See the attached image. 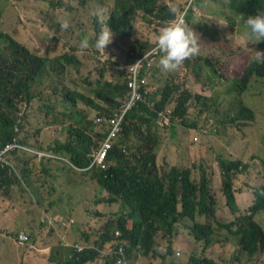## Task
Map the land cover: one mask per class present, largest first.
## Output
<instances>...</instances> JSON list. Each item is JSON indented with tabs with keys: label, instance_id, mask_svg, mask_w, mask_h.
I'll return each mask as SVG.
<instances>
[{
	"label": "trees",
	"instance_id": "16d2710c",
	"mask_svg": "<svg viewBox=\"0 0 264 264\" xmlns=\"http://www.w3.org/2000/svg\"><path fill=\"white\" fill-rule=\"evenodd\" d=\"M210 1L224 3V12L230 19L216 22L213 27H210L209 24L190 22L195 10L199 11V17H201L199 20H204L205 15L201 8L207 5L205 0H196L193 11L188 5L190 0H184L183 3L174 7L165 3L164 0H121V5L114 6L107 24L115 33L131 36L133 34L132 23L125 20V16L127 12L134 9L136 13L142 14V19L147 25L155 24L157 26L155 27L157 33L166 23L177 20L184 14V22L189 28L194 32L201 30L205 35L198 36L199 55L186 60L177 69L178 71L183 67H194L202 63L207 65L208 61H212L214 57L223 59V53L229 55L226 63L232 66L236 61L245 58L252 49L264 50V41L248 43L243 37V18L247 15H255L257 10H264V0ZM16 2L17 23L11 28L0 26V149L7 143L16 142L17 134L14 132V128L18 125L19 103L29 98L31 87L41 84L39 77L29 73L25 67L14 79L11 78V72L30 51L32 41L38 32L49 28V25L44 24L36 25L30 30H21L22 23L32 19L36 11L25 5V0H16ZM208 9H213V6ZM123 11L124 14L120 15ZM100 28L101 26L96 27L97 34ZM208 47L219 48V50L212 55H206ZM62 59L63 57L57 58L58 61ZM157 66L161 67L159 60L151 68L153 77L164 82L157 77L159 72ZM61 67L63 65H53L56 76L60 75ZM174 74V71L165 70L167 84L162 89L155 91L159 97L158 102L161 99L160 104L156 103V111L148 109L140 103L126 116L123 124L125 134L123 131L120 133L121 137L117 139L108 154L107 162L110 165L108 169L92 168L88 171H81L65 162L47 157L39 158L36 153L30 158L34 161V165L40 169L35 172L34 168H30L29 174L35 173L40 176L52 177L60 187L52 204H58L61 211L50 217H45L43 214L45 217L42 219L43 222L40 220V223L46 224L49 219H55L57 222L55 228L66 236L60 246L50 249L51 262L54 261L53 258L63 256L66 260L60 264H118L122 258L120 254L122 243L120 238L115 235V231H117L115 229L118 231L120 229L125 238L129 235L130 248L127 246V239L122 237L123 259L127 264H135V256L138 255L148 256L153 252L156 257V250L161 249L157 245L159 239L166 242V248L157 256V259L147 258L157 260V264H172L169 258L172 256L173 250L186 244L181 239L183 232L176 235V226L186 219L194 220L197 216H206L207 223L202 225L196 222L192 233L195 242L203 244V246H199L202 255L199 258L192 255L187 264H217L213 259L203 257L213 245L221 247V251L229 257L221 264H264V258L259 257L256 251L264 249V230L259 228L260 225H264V187L256 192L254 205L247 209L248 213L246 214H239L236 200H233L231 196L235 180L251 181L254 177L263 175L264 165L258 161V157H264L262 155L264 154V134L259 136L257 145L246 152L250 155L261 153L253 160H241L232 155L228 157L225 155V158L221 154L211 156L209 149H206L207 144H204L203 148L189 146V150L184 152L194 153L198 165L193 161L191 165L181 163L180 168L176 167L177 165L161 168L160 165H157L159 160L157 150L169 151L173 147L176 143L173 140L176 129H168L171 133L169 138L162 133L153 135L142 132V128L146 125L156 124L157 111L167 105L175 106L177 110L175 117H180L182 125L187 127L189 133L194 136L202 126L204 128L208 126L207 120L203 124L204 113L214 114L217 112L212 98L207 99L178 84ZM101 77L104 78V71L101 73ZM113 77L114 80L98 82L97 88L93 91L94 98L73 99L72 103L75 107L79 100L87 106L88 119L82 122V116L73 112L78 121L76 126L70 130V138L65 142H57L55 147L49 149L38 145V149L65 157L79 168L90 165L96 155V152L93 151L99 148L92 149L98 128L104 129L102 140L107 136L104 124L98 122L96 118L100 116L99 118H102L106 123L114 117L117 107L124 99L128 98L129 78H125V73L121 69L113 73ZM251 77L264 79V64L251 62L246 66L242 77L237 81L241 91L245 92ZM159 80L157 83H160ZM151 83L154 86L152 77H147V85L143 90L149 88ZM236 105L237 109L231 123L253 119V112L242 107V102H237ZM196 108L200 110L197 111ZM191 117H195V119L189 121ZM216 121H219V115ZM127 133L141 144L138 148H133L132 144L126 142ZM45 134L48 138L58 136L59 129H50ZM79 145H84L86 149L79 150ZM57 163L66 164L70 169L62 171L55 166ZM72 175L80 179H73ZM195 175L198 177L196 178ZM160 176H167V178ZM213 177L218 180L220 191L222 190L223 195L228 197L226 206L235 215L231 222L223 223L217 218L216 211L222 209L223 206L211 194L210 178ZM93 182L107 189L113 198L119 197L131 206L128 219L133 223L132 229L129 232L125 229L124 220L119 222L115 218L108 222V219L105 218V226L100 232V237L94 236L92 233H83L81 234L82 242H74L73 248H68L69 240L73 235L71 229L76 223L73 218L85 213L82 202H77V200L84 196L86 187ZM24 183L26 181L11 165L3 167L0 164V190H9L14 185L21 186ZM27 183L31 186L29 178H27ZM31 194L35 195L36 190L32 188ZM208 210L210 214L207 216ZM29 212L36 220L34 212L32 210ZM139 222L147 227L142 238L139 237L137 228ZM94 223L91 221V224ZM26 232L30 239V233L27 230ZM19 233L16 234V237L19 236ZM36 237L39 239L40 232L36 234ZM39 240L43 241L41 238ZM33 245H36L35 241L26 245L24 252H33L34 249L31 247ZM28 259L31 262L34 261L32 257H28ZM26 261L24 255H21L10 264H26Z\"/></svg>",
	"mask_w": 264,
	"mask_h": 264
},
{
	"label": "rangeland",
	"instance_id": "374dc122",
	"mask_svg": "<svg viewBox=\"0 0 264 264\" xmlns=\"http://www.w3.org/2000/svg\"><path fill=\"white\" fill-rule=\"evenodd\" d=\"M80 0H25V5L35 9L36 13L32 19L25 20L21 25V30H30L36 25H49L48 29H44L38 32L39 36L35 37L31 46L45 50L46 42H49L51 37L58 34V22L67 21L69 24L68 35L60 36V49L57 51L55 57H62V55H69L67 49L70 47L72 53L76 52V48H73L70 38L82 39L88 36L90 47L89 50L83 55H78L80 58L79 65H71L69 67L63 66L60 68V75L55 79L49 81L45 87L47 89L46 98L44 102H48L50 94L54 96V104L57 106L53 116L58 122L59 135L48 138L45 133L38 135L35 130L37 126L36 122L41 119L46 120L45 114L50 106L48 104H38L37 101L20 102L19 110L22 117L21 137L27 143L37 144L44 148L55 147L57 142H65L70 138V130L76 126L75 121L72 118L73 111L81 114L84 121L88 119L87 106L78 101L75 107L72 102L63 101L67 94L79 92L86 97H94L93 91L97 88L98 82L114 80L113 73L117 71L116 67L111 65L108 60V55L100 56L96 52L92 53L93 38L95 37L96 27H99V20L94 13L104 11L102 16L104 19H108L114 10V0H84L87 3L86 7H82L79 4ZM165 3L174 7L181 4L184 0H164ZM188 4L191 10L194 7L196 0H190ZM207 5L202 7V13L205 15L204 20H199L198 10L193 11L192 20L190 22L201 23L202 25L209 24L210 27L214 26V23L223 20H228L230 17L225 14V5L222 2H211L205 0ZM187 5V6H188ZM213 6V9H208ZM17 2L16 0H0V26L11 28L12 25L17 23ZM184 14L179 18L184 20ZM125 20L132 23V32L137 39L146 41V50H151L156 46V33L155 24L147 25L143 19L142 14H138L134 9L128 12ZM159 27V26H158ZM197 36H204L205 33L201 30L194 32ZM219 48L208 47L206 55H212ZM257 50V49H255ZM137 53L133 52L131 58L136 57ZM254 52L250 51L245 58L236 61L234 65L229 66L226 60L229 59L227 53H223V59L214 57L212 61H208V64L202 63L194 67H183L179 71L175 70V80L178 84L190 89L194 93L214 100V108L217 111L214 114L204 113V122L207 120V128H202L199 132H196L195 136L191 140H187L189 131L187 127L182 123H174L170 129H176L173 140L179 144H184V149L189 146H197V148H203L204 144H207L209 149V155H225L230 156L232 153L236 155L245 154L250 148L255 147L258 143L259 136L264 134V79L252 78L245 89V92L241 91L238 86V79H240L246 69V66L253 62ZM103 61H106L105 63ZM157 61V60H156ZM104 71V78L101 77V73ZM193 71V72H192ZM157 77L161 80L152 77L154 80L155 90L162 89L167 84V78L163 71H159ZM160 83H157V81ZM124 81V80H123ZM53 82V85H51ZM171 82V81H170ZM54 91H57L53 94ZM37 93V90L33 92ZM242 101V107L250 109L253 112L252 120H244L236 123H231V119L236 111L237 102ZM199 111V108H196ZM219 115V121L216 119ZM195 117H191L189 121L194 120ZM20 120V116H17V123ZM217 122V125H216ZM190 123V122H189ZM102 127L98 128L97 135L93 142V150L97 147L100 148L103 138ZM16 133V127L14 128ZM167 138L171 133L168 129L161 131ZM125 134V129L123 130ZM126 142L132 144L133 148H138L141 144L136 142L135 138H131L129 133L126 134ZM121 137V136H120ZM119 137V138H120ZM15 141H20V137L17 135ZM143 144V142H141ZM196 143V144H195ZM98 148V149H99ZM78 149L84 151L86 148L84 145H79ZM96 149L93 152L98 151ZM192 149V148H191ZM206 149H203L206 151ZM160 150V152H159ZM157 150L159 152V159L166 157V161L172 165L174 162L186 163L191 165L195 160L194 153H172L163 154L162 149ZM193 151V150H192ZM23 150L16 149L10 153V157H17L14 161L15 171L19 173L20 177L26 181L21 186H13L9 190H0V264H10L18 259L21 255L27 259L26 264H47L51 261L49 257L50 249L54 246L58 247L66 239L58 229L55 228L56 220L51 218L46 224L40 223L45 217H50L55 213H59L61 209L58 204H52L54 197L60 190L59 185L52 177L40 176L38 174H29V169L34 168L35 172H38L40 167L34 165L29 157H18ZM247 154L248 159L253 160L257 155ZM264 155V154H262ZM162 161V159H160ZM258 161L264 165V157H258ZM62 171L70 169L69 166L63 163H57L55 165ZM186 167V165H185ZM73 179L76 178L74 175ZM197 178L198 175H195ZM27 178L31 181V186L27 183ZM36 190V194H31V189ZM101 186L96 182L90 183L77 202H82L85 209V213L73 218L76 223L71 229L72 239L74 242H82L81 234L92 233L94 236L100 237V232L105 226L104 219L112 220L120 219L121 212H118L120 208L121 199L117 197V205L108 210L106 204V197L101 198L102 195ZM251 188V187H250ZM211 194L218 200L222 196L220 192V186L218 180L213 177L210 178ZM82 194V195H83ZM103 202V203H102ZM102 204H105L102 206ZM32 210L36 220L33 219V214L29 212ZM120 211V210H119ZM120 213V214H119ZM45 214V217L44 215ZM228 212L222 213L220 217H227ZM138 218L140 215L138 213ZM95 222L94 224H91ZM196 222L205 225L207 223L206 216H197L194 220H185L184 223L177 227V234L184 233L181 238L186 244L180 245L177 249L173 250L172 256L169 258L172 264H187L189 258L194 255L199 258L202 253L199 246L203 244H197L195 242L194 227ZM47 225V226H46ZM40 226V227H39ZM54 228V229H53ZM139 237L142 238L147 230L146 225L141 222L137 224ZM127 231L132 229L131 220L128 221ZM22 230H27L31 235V241H35L36 245L31 246L34 251L24 252V247L16 243V234ZM118 230V229H115ZM40 232V237L43 241H40L36 234ZM116 232V231H115ZM226 233V232H225ZM227 234V233H226ZM76 239V240H75ZM129 240V235L126 237ZM157 245L162 249L166 248V243L159 239ZM221 247L213 246L207 250L203 257H209L211 259L219 260V263L229 259L220 249ZM162 253H157V256ZM154 253H150L148 256H135V264H157V259ZM28 257L34 258L31 262ZM150 257V258H147ZM202 257V258H203ZM54 261L51 264H60L66 260L63 256L53 258Z\"/></svg>",
	"mask_w": 264,
	"mask_h": 264
},
{
	"label": "clouds",
	"instance_id": "9594fccd",
	"mask_svg": "<svg viewBox=\"0 0 264 264\" xmlns=\"http://www.w3.org/2000/svg\"><path fill=\"white\" fill-rule=\"evenodd\" d=\"M79 4L82 7L87 6V3L84 0H80ZM116 5H121V0H114V6ZM102 13H104V11H102ZM102 13L100 12L94 13V15H97L98 17L101 28L98 34L95 31V37L93 38V44H92V47H93L92 53L96 52L100 56L108 55L110 58H108L106 61L109 60L111 64L117 68V70L121 69L125 73V78H129V74L127 73V69L129 67L134 66L138 62L144 63V68L142 69L143 71H141L140 73L141 77L143 78L145 82L144 87L147 85V77H153V72L151 71V68L157 64L158 60H159V65L161 67L157 66V68H159V71L161 70L165 73V70L171 72V71H175L179 69V67L186 60H188L189 58L193 56L199 55V52H200L199 38L194 33V31L190 29L189 26L182 19L174 20L162 26L159 29V32L156 36L155 48L151 50H146L147 42L142 41L141 39L135 38L134 34H132L131 36H126V35L115 33L110 28V26L107 24L108 19L106 20L103 18ZM123 14H124V11L120 15H123ZM57 26H58V34L52 36L50 41L45 43L46 44L45 50L31 46V49H29L30 51L21 60V62L16 67L13 68L11 72V78L14 79L17 77V75L22 70V68L25 67L29 73L37 75L39 79L41 80L40 85H38L37 87H31L29 89V98L26 100V102H28L29 104H31L32 101H37L39 105L41 103H44L50 106V108H48L45 114L46 120L41 119L39 122L35 123V125L37 126L35 132L38 135H41L42 133H46L44 132L46 128H48V130L58 128L57 126L58 122L55 120L53 116L55 110H57V106L54 104V101H55L54 96L50 94L48 102H44L47 96L46 95L47 89L45 85L49 81L55 79L56 77V72L53 68V65H63L67 67L71 65H79L80 58L78 57V55L85 54L87 50H89V47H90L88 36H85L82 39L70 38L71 43L73 44L72 47L76 48V52L72 53L69 47L67 49V52H69L70 54L62 55L63 59L61 61H58L57 58H61V57H55V55L57 51L61 48L60 47V42H61L60 36L68 35L69 24L67 21H63V22H58ZM243 26H244L243 37L248 43L249 42L259 43L261 41H264V10H257L255 15H247L246 17H244ZM38 36L39 34L36 37ZM157 50H158V54L151 53L152 51H157ZM252 51L254 52L253 62L257 64H264V50L252 49ZM133 52H136L137 55L136 57L131 58L133 55ZM106 61H103V62L105 63ZM51 85H53V82H51ZM35 90H37L36 94L33 93ZM145 91H147V94ZM155 91L156 90L153 84L151 83L149 88L142 90L137 95H135L134 98H131V96H128V98L124 99V101L117 107L115 114L124 113L125 119H126V116L140 103H142L148 109L150 108L152 110H155L156 103L158 104L161 103V99H160V102H158L159 97L155 94ZM56 92L57 91H54L53 94H55ZM79 97H86V96L83 95L82 93L74 92L71 94H67V96L63 99V101L72 102L74 98H79ZM86 98H94V97H86ZM157 112H158V119H157L156 124L150 123L142 128V132H144L145 134L155 135V134L160 133L163 130L170 129L174 125L175 122L176 123L182 122L180 117H175L177 116V110L175 106L167 105L159 109ZM18 115L20 116V120L17 123L18 125L16 126V134L20 137V141H16L14 143H11V142L7 143L4 147L0 149V152H1L5 150L8 146H12V148L8 150L6 154L4 155L3 161L0 162V164L3 167L11 165L15 169L14 161L15 159H17V157H10L9 155L13 150H16V149L23 150V152L19 154L18 157H22L21 155L24 154L25 155L24 157L31 158L36 153L39 158L47 157V158L57 160L59 162H65L69 164L71 167L72 165H74L71 163L69 159L65 157L56 155L50 151L39 150L37 144L25 142L23 138L21 137V127L23 123H22V117H21L20 110H19ZM99 117L96 118L97 121L98 119H100ZM72 118L75 121V123L78 121V118L76 117L74 113H72ZM82 122H84V120H82ZM102 123L104 124L103 127L107 129L108 122L105 123L102 121ZM107 134H108V129H107ZM120 136L121 135H119L118 138ZM193 137L194 135L189 133L187 140H191ZM117 139L115 140V142L117 141ZM184 144L179 145L175 143L169 151H162V153L163 154L180 153L181 155V153H184L188 149V148L184 149ZM193 146L194 145H192L191 147L193 148ZM194 147L197 148V146H194ZM231 155L234 158L241 159V160L248 159L247 153L243 155H236L232 153ZM160 159H162V161H160ZM160 159L157 161V165H160L161 168H166L167 166L172 167V164L166 161L167 159L166 157H163ZM180 166L181 165H177L176 167L180 168ZM88 167L89 165L87 167L80 168V169H87ZM101 170H105V169H101ZM160 177L167 178V176H160ZM263 187H264V173L263 175H258L254 177L251 181H246L243 179L234 181V188L231 191V196L233 200H236V204L239 208V214L248 213L247 209H249L250 207L254 205V202L256 199V192L262 190ZM220 192L222 196H220L218 200L221 202L223 208L217 210L216 215H217V218L221 222L228 223L234 220L235 215H233L231 211L229 210V208L226 206V201H228L227 195H223L222 190ZM105 197H106V204L108 206V210L111 209L113 206L117 205V202L119 199H117V197L113 198L112 194L103 187L101 198H105ZM244 197H248V202H241L244 199ZM103 205L105 204H102V206ZM119 206L120 208L118 209V212H121V214L119 213L120 214L119 222L124 220L123 226L125 227L126 230H128L127 229V224L129 221L128 214L130 212L131 206L127 204L126 201L124 200L120 201ZM225 212H228L229 215L225 218L220 217L221 214ZM209 214H210V211L208 210L207 216ZM113 220L114 219L108 220V222H111ZM184 222L185 220L182 223ZM179 225L176 226V231ZM260 226L261 227L259 228H263L264 230V225H260ZM115 235L120 238L121 243H122L121 252H120V254L122 255V258L120 261L122 264H127V262L123 259L124 246H123L122 237L125 238L124 234L119 229V231L117 230L115 232ZM176 235H177V232H176ZM181 236L183 237L184 233ZM30 242H31V238L29 239L27 237L26 230L20 231L19 236L16 237V243L25 247ZM126 243H127V246L130 248L129 240H127ZM197 244H201V243H197ZM73 246H74V241L71 237L68 243V248H73ZM213 246L218 247L216 245H213ZM163 250L164 249L161 248L160 250H156V251L157 253H159V252H162ZM256 251L258 252L257 255L259 257L264 258V249L263 250L257 249ZM213 261H215L216 263H219V260L214 259ZM48 264H51V261H49Z\"/></svg>",
	"mask_w": 264,
	"mask_h": 264
},
{
	"label": "built area",
	"instance_id": "2783aa9c",
	"mask_svg": "<svg viewBox=\"0 0 264 264\" xmlns=\"http://www.w3.org/2000/svg\"><path fill=\"white\" fill-rule=\"evenodd\" d=\"M151 53L158 54L157 51H152ZM149 53V54H151ZM144 68V63L138 62L134 66H131L127 69V73L129 74V93L128 96H131V98H134L135 95H137L139 92H141L144 88V80L141 77L140 73L143 71L142 69ZM147 94V91H145ZM125 120V115L124 113H117L109 119L107 122V129H108V134L107 136L103 139L101 146L99 150L97 151L93 161L89 165L87 169H80L74 165L72 167L74 169L78 168L81 171L84 170H89L90 168H101V169H107L109 167V164L107 162L108 154L111 151L115 140L118 138L120 133L123 131V124ZM103 119H98V122H102ZM12 146H8L5 150L0 152V162L3 161L4 155L8 150H10ZM121 252V249H120ZM118 264H122L121 261H118Z\"/></svg>",
	"mask_w": 264,
	"mask_h": 264
},
{
	"label": "crops",
	"instance_id": "0c3cea01",
	"mask_svg": "<svg viewBox=\"0 0 264 264\" xmlns=\"http://www.w3.org/2000/svg\"><path fill=\"white\" fill-rule=\"evenodd\" d=\"M47 131H48V128H46L44 132H47ZM187 150H189V148ZM179 163H180V159L178 162H174L175 165H178ZM241 202H248V197H244V199Z\"/></svg>",
	"mask_w": 264,
	"mask_h": 264
}]
</instances>
